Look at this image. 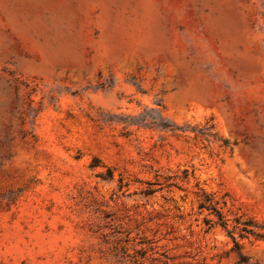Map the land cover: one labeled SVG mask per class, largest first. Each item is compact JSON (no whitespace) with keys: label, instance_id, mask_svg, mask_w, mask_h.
<instances>
[{"label":"rangeland","instance_id":"obj_1","mask_svg":"<svg viewBox=\"0 0 264 264\" xmlns=\"http://www.w3.org/2000/svg\"><path fill=\"white\" fill-rule=\"evenodd\" d=\"M0 264H264V0H0Z\"/></svg>","mask_w":264,"mask_h":264},{"label":"trees","instance_id":"obj_2","mask_svg":"<svg viewBox=\"0 0 264 264\" xmlns=\"http://www.w3.org/2000/svg\"><path fill=\"white\" fill-rule=\"evenodd\" d=\"M222 145L228 146V142L222 140ZM198 210L207 211L211 215L212 219L205 220V225L207 228H212L213 226H219L226 235L231 239L234 249L238 250V244L235 240L234 234L237 233L239 238H243L246 232V225L249 222H240L239 219L235 218L229 223V220L223 215V213L216 207V203L213 202L210 196L202 193L200 195V200L198 201Z\"/></svg>","mask_w":264,"mask_h":264}]
</instances>
